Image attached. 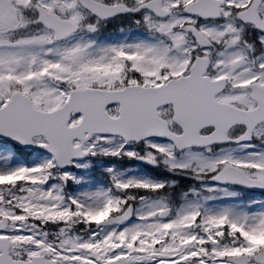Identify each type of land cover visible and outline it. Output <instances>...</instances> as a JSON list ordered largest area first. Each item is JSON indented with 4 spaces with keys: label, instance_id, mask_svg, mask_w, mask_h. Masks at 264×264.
Instances as JSON below:
<instances>
[{
    "label": "snow or ice",
    "instance_id": "snow-or-ice-1",
    "mask_svg": "<svg viewBox=\"0 0 264 264\" xmlns=\"http://www.w3.org/2000/svg\"><path fill=\"white\" fill-rule=\"evenodd\" d=\"M0 264H264V0H0Z\"/></svg>",
    "mask_w": 264,
    "mask_h": 264
}]
</instances>
